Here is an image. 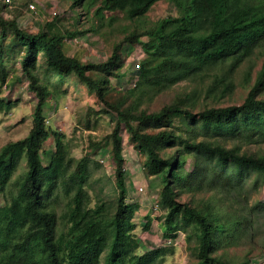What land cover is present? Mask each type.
I'll use <instances>...</instances> for the list:
<instances>
[{"label":"trees","instance_id":"16d2710c","mask_svg":"<svg viewBox=\"0 0 264 264\" xmlns=\"http://www.w3.org/2000/svg\"><path fill=\"white\" fill-rule=\"evenodd\" d=\"M87 0H76L83 3ZM159 0H90L98 4L97 13L120 10L131 18L146 15ZM181 14L161 19L144 33L152 40L146 52L152 61L140 69L142 84L164 89L216 65L228 63V74L217 79L225 87L230 74L257 49H264V0H176ZM103 16V15H102ZM3 38L11 30L14 40L24 47L23 76L37 96L33 125L28 135L7 143L0 150V193L10 184L14 174L26 161V172L11 202L0 206V264H157L167 248L140 251L133 222L138 204L127 198L123 155V127L139 155L144 156L146 176H160V204L166 209L163 232L167 238L177 237L180 230L193 227L197 231V262L193 264H233L215 254L222 244L255 239L264 216V202H250L251 191L264 179V154H248L233 141L264 143V64L244 101L240 104L207 107L194 111L184 101L163 106L154 112L139 113L111 105L116 123L111 133L116 164V199L112 211L107 201L94 206L85 189L90 177L85 158L68 159L64 135L50 131L44 113L50 93L37 73L42 57L47 69L64 78L75 74L95 90L104 104L110 105L105 91L111 86L113 66L120 60L122 46L117 45L108 61L83 63L63 49L60 33L40 30L28 32L17 19L0 16ZM72 36V35H71ZM138 39V37L136 38ZM135 40V39H134ZM0 47V112L12 102L1 96L7 83L6 68ZM120 52V53H119ZM104 70L101 78L88 72ZM185 120L191 133L169 128L174 118ZM137 123V126L133 124ZM156 126L154 132L144 128ZM201 135L202 139H199ZM54 138L55 147L45 164V143ZM192 156V170L185 169L186 157ZM257 177L251 180L252 174ZM70 196L63 221L56 210L59 192ZM211 193L197 205L179 198L184 193ZM246 194L244 200L237 198ZM150 221L145 228L150 227Z\"/></svg>","mask_w":264,"mask_h":264},{"label":"rangeland","instance_id":"374dc122","mask_svg":"<svg viewBox=\"0 0 264 264\" xmlns=\"http://www.w3.org/2000/svg\"><path fill=\"white\" fill-rule=\"evenodd\" d=\"M30 2L38 5L36 13L27 8ZM97 7L98 4L92 6L90 0L83 3H77L76 0H0V16L8 20L17 19L20 27L28 32L47 30L64 35V52L77 57L83 63H104L112 56L117 45L122 46V52H119L121 58L112 68L115 76L111 86L105 91V97L110 105L104 104L97 92L90 89L75 74L60 78L47 69L42 57L37 67L41 82L46 84L50 91L44 108L49 130L64 135L67 157L73 161L72 168L81 158L86 157L88 160L91 174L85 189L91 196L90 206L104 200L113 211L117 189L111 133L116 123V113L111 105L135 113L141 111L150 113L179 101H184L194 111L212 106L240 104L263 67L264 49H257L231 72V84L227 87L218 83L217 79L228 74V63L216 65L164 89L148 84L138 86L142 65L146 67L152 65L146 52V44L151 45L152 40L144 36V33L153 29L161 19L179 16L180 4L176 0H159L146 15L135 19L129 18L120 10H105L100 14L96 12ZM54 8L58 11L55 17L51 13ZM3 34L0 27V47L8 70L7 83L2 87L1 96L11 101L12 106L0 112V150L7 143L28 135L33 125V114L37 104V96L29 89V80L23 76L24 47L14 40L10 29L6 31L5 38ZM74 37L78 41H71ZM137 63H140L139 68L136 66ZM88 74L96 79L106 75L104 70L98 68L89 71ZM133 124L137 126L136 122ZM169 128L179 133L192 132V127L177 117L173 119ZM158 129L154 125L144 128L148 132ZM121 135L127 198L130 202L138 204L133 222L136 225L135 234L140 243V251L164 247L163 242L167 236L163 232V217L167 211L160 204L161 178L145 175L143 170L145 158L133 147L125 127L122 128ZM198 137L202 139L201 135ZM236 144L240 145L242 152L264 154V143H247L243 140L230 142L228 146ZM54 147V138L50 137L44 147L48 153L41 156L45 164L48 163ZM193 165V157L187 156L185 169L190 171ZM25 172L26 161L22 160L10 184L0 193V206L11 202ZM256 177L257 173L252 174L251 180ZM131 181L136 183L134 192L129 189ZM257 185L259 188L251 191V203L264 202V179L261 178ZM139 187H143V191H140ZM210 195L209 192H187L179 199L197 205ZM244 198L245 193L237 198L238 203ZM69 201L70 196L61 191L55 200L60 227ZM145 204L150 205L149 211L143 207ZM158 204L161 207L160 211L154 209ZM148 215H152L149 216V220ZM152 219H155L154 226L152 231H148L152 226ZM148 221L151 225L146 229ZM177 235V240L173 242L175 244L165 246L167 252L164 259L157 264L197 262L196 252L199 244L197 231L191 226L180 230ZM215 254L233 264H264V216L255 232V239L243 240L240 244H222Z\"/></svg>","mask_w":264,"mask_h":264},{"label":"built area","instance_id":"2783aa9c","mask_svg":"<svg viewBox=\"0 0 264 264\" xmlns=\"http://www.w3.org/2000/svg\"><path fill=\"white\" fill-rule=\"evenodd\" d=\"M27 8L33 12V13H36L37 10H38V5L35 3V2H30L27 6ZM51 13L53 14V16H57L58 15V11L54 8V10L51 11ZM71 41H78V39L76 37L72 38ZM137 68L140 67V63H137L136 64ZM140 191H143V187H139ZM139 192V191H138ZM155 210L157 211H160L161 210V207L160 205H156L154 207ZM178 237V235H177ZM177 237H174V238H165V241L163 242V245L164 246H167V245H171V244H175L173 242H175L177 240Z\"/></svg>","mask_w":264,"mask_h":264},{"label":"crops","instance_id":"0c3cea01","mask_svg":"<svg viewBox=\"0 0 264 264\" xmlns=\"http://www.w3.org/2000/svg\"><path fill=\"white\" fill-rule=\"evenodd\" d=\"M151 177H153V176H151ZM135 186H136V183L134 181H131L130 182V188L129 189H131V191L134 192ZM143 207L146 209V211H149L150 205L149 204H145ZM149 216H152V215H148L147 220H149L148 219V218H150ZM154 220L155 219H152V221H151L152 226L150 227V229L148 231H152L153 226H154Z\"/></svg>","mask_w":264,"mask_h":264}]
</instances>
